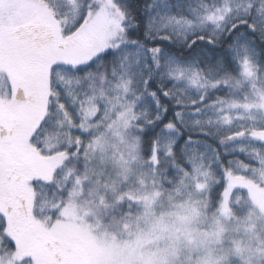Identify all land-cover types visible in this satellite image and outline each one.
Returning a JSON list of instances; mask_svg holds the SVG:
<instances>
[{
	"label": "snow or ice",
	"instance_id": "snow-or-ice-1",
	"mask_svg": "<svg viewBox=\"0 0 264 264\" xmlns=\"http://www.w3.org/2000/svg\"><path fill=\"white\" fill-rule=\"evenodd\" d=\"M0 264H264V0H0Z\"/></svg>",
	"mask_w": 264,
	"mask_h": 264
},
{
	"label": "rangeland",
	"instance_id": "rangeland-1",
	"mask_svg": "<svg viewBox=\"0 0 264 264\" xmlns=\"http://www.w3.org/2000/svg\"><path fill=\"white\" fill-rule=\"evenodd\" d=\"M149 247H153L152 245H149ZM185 251H187L188 255H193V254H197L199 250L197 249H185Z\"/></svg>",
	"mask_w": 264,
	"mask_h": 264
}]
</instances>
